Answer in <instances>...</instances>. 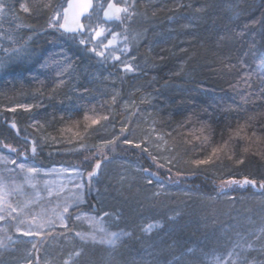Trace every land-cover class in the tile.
<instances>
[{"label": "trees", "instance_id": "trees-1", "mask_svg": "<svg viewBox=\"0 0 264 264\" xmlns=\"http://www.w3.org/2000/svg\"><path fill=\"white\" fill-rule=\"evenodd\" d=\"M61 1L14 0V20L0 24L2 38L6 31L25 43L33 34L28 59L0 72V150L96 172L95 191L71 210L67 228L48 230L35 264H210L238 245L247 262L264 264V188L233 183L264 182V0H140L149 18L144 74L110 63L114 81L87 79L97 55L48 26ZM133 81L141 86L129 97ZM154 136L161 153L147 146ZM99 148L104 160L91 156ZM123 163L137 178L124 173L118 188ZM103 209L130 233L116 248L74 236L76 211ZM155 221L161 226L142 230Z\"/></svg>", "mask_w": 264, "mask_h": 264}, {"label": "rangeland", "instance_id": "rangeland-1", "mask_svg": "<svg viewBox=\"0 0 264 264\" xmlns=\"http://www.w3.org/2000/svg\"><path fill=\"white\" fill-rule=\"evenodd\" d=\"M13 1L14 0H0V8L3 9V11L0 12V24L3 20L2 18H8L9 15H11V19L14 20L11 9L13 8ZM64 1L65 0L61 1L63 2L61 7L58 5L53 11V16L57 11L62 12L63 7H67V1ZM154 1L155 0H149V2ZM108 2L109 0H92V9H90L83 18L81 17V22L85 24L84 31L72 33L77 39H83L85 41L84 44L89 46L90 51H93L98 58V69H92L93 73H91L90 69L88 70L85 68L84 71H86L87 79L94 77L100 81L110 79L114 81L112 79L114 76L111 77V74L107 72L108 70H105L109 68L107 65L110 63H115L123 70L130 66L131 70L134 69L139 72L145 70L146 67V64L140 63L138 59L140 57L139 49L141 47V41L148 29L147 27H149V25L146 26V23L149 22V18L139 9V4L141 3L140 0H113L114 3H117L120 6H128V13L121 14L122 19L120 21L105 19L103 13ZM22 4L26 5L25 2ZM87 16H90L91 19H85ZM89 25H91V27H89ZM55 29L58 30L57 28ZM96 31H102V35L96 37ZM60 32H64L63 29ZM5 33V38H2L0 35V41L2 42L0 44V46H2L0 49V72L3 67L16 62L17 59H28L29 56L27 55H29L30 43L33 38V34H31L30 37H25L24 34L23 39L25 40V43H22L20 42L21 36L16 34V36L13 37L6 31ZM114 33L118 35H116V39L113 43L109 45L108 41L112 39ZM16 50H19V52ZM97 53H102V55H98ZM117 57H119V59H117ZM142 73L144 74L143 71ZM139 86H141V84L139 85L133 81L130 86L131 92L129 97H132V94L138 90L137 88ZM131 107V99H127L124 110L129 113ZM148 136L145 137L148 138ZM146 141L148 144L147 146L154 152L158 153H161V148H163L165 144L161 140V137L158 138L157 136H154L153 139H146ZM5 151L0 150V156L5 157L8 160L14 159L16 164H5L0 162V183L7 185V191L9 193L6 197V202L0 204V209H3L0 210V216L4 217L3 219H0V240H3L6 244V247L0 248V264H35L38 262L39 250L48 230L62 227L60 226L58 217L63 215L65 222L68 225V214L74 207L86 202L87 194L95 191L93 189L97 184L94 181L92 182V177L89 178L88 174L83 173L76 167L39 166L35 162L26 160L23 157L19 158V155L14 154L12 151L7 152L9 150L6 149ZM91 156L104 160L107 157V153L104 151V148H99L95 149ZM167 157L168 156L163 155L164 159H167ZM20 163L39 169V171L35 173L22 171L17 166ZM99 163V160L98 162L96 160V164ZM128 165L129 167H127ZM121 170L122 174L118 178L117 175L114 176L112 180L113 184H116L118 188V184L124 183L122 177L124 173H129L131 171L137 172L138 168L134 165L131 166L130 164L123 163ZM149 173L153 175V177H157V172ZM27 176L33 178V184L35 187L26 182L25 177ZM129 177L131 180L137 178L131 176L130 173ZM77 185H80V187H77ZM222 185L223 187H227V184L225 183ZM75 193L81 195L82 202L78 205L74 204L69 208L67 213H64V204L70 202ZM8 204H11V206L16 208L17 211L12 212L10 208H8ZM105 212L109 213V215L105 216ZM77 215H80L82 219L77 220ZM88 216L96 217L98 220L102 217L104 226L111 232L126 233L124 230L120 228L118 229L116 226L113 227L111 224L114 223L113 220L117 221L119 218L117 212L111 213L105 209L100 213L90 210H79L73 214V219L77 222L76 228L73 232L74 236L82 243H92L91 241L84 242L76 235V232H88L91 230V226L86 219ZM21 221H23V223H21ZM48 221H51L52 223L49 224ZM156 222L158 221L151 223ZM41 224L44 225L43 228L39 227ZM17 228H19L20 231H17ZM29 230L35 231L39 234L23 235V232ZM7 237H11L12 239L9 241ZM55 241L58 243L60 242L59 239H55ZM33 244H35V247H33ZM229 253L232 254L230 257ZM245 253L246 248L244 245H238L231 248L226 253L215 254L211 257L209 256L206 262L210 263L219 257V264H257L255 261L247 262L243 257ZM48 263V261H45L43 264Z\"/></svg>", "mask_w": 264, "mask_h": 264}, {"label": "snow or ice", "instance_id": "snow-or-ice-1", "mask_svg": "<svg viewBox=\"0 0 264 264\" xmlns=\"http://www.w3.org/2000/svg\"><path fill=\"white\" fill-rule=\"evenodd\" d=\"M20 7L22 8V10L24 12H29L30 9L25 5V4H21ZM93 7V3L92 0H68L67 3V7H63L62 12L61 11H57L54 16L51 18L50 22H49V27L50 28H57L59 29H63L64 32L67 33H79L84 31L85 29V24L81 22V17H84L86 13L89 12L90 9H92ZM3 9L0 8V12H2ZM128 13V6L124 5V6H120L117 3H114L113 0H109V2L107 3V7L104 10V17L106 20H116V21H120L122 19V15L121 14H127ZM85 19L90 20L91 17L87 16L85 17ZM89 27H91V25H89ZM102 35V31H96L95 32V36L99 37ZM116 35L118 34H113L112 35V39L108 41V44L111 45L113 43V41L116 39ZM81 44L85 43V41L82 39L80 41ZM94 50V49H93ZM17 52H19V50H16ZM98 55H102V53H97ZM117 59H119V57H117ZM128 70H131V67L128 66ZM10 111H14L15 109H9ZM90 117H88L87 115L85 116V119H89ZM105 119H107V117H104ZM92 123L96 124L99 123L98 119H92ZM12 127H15V124L12 125ZM137 147H139V145H137ZM13 151H15V149H13ZM33 153H35L36 148L35 146L32 148ZM0 162H3L5 164L7 163H12V164H16V161L13 160H8L5 157L0 156ZM207 161H199V163H206ZM22 171L28 172V173H35L38 172L39 169L33 168V167H29L28 165L24 164V163H20L17 165ZM100 165L96 164V169H99ZM96 175L95 170H93L92 172L88 173L89 178L93 177ZM25 180L27 183H29L30 185H32L33 187H35V185L33 184V178L30 176L25 177ZM151 182V181H149ZM233 183H238L236 181H233ZM245 184H252L255 185L256 181L255 180H248L245 179L244 180ZM77 187H80V185H77ZM260 187L264 188V182H261ZM9 195L8 191H7V185L0 183V204L5 203L6 202V197ZM80 202H82L81 200V195L79 193H75L73 194V198L71 199L70 202H66L63 206V212L67 213L69 211V208L72 207L74 204L78 205ZM8 208H10V210L12 212L17 211L16 208L12 207L11 204H8ZM3 210V209H0ZM105 216H108L109 213L105 212L104 213ZM3 216H0V219H3ZM59 219V223L60 226L67 228L68 225L65 222V218L63 215L58 217ZM77 220L82 219V217L80 215L76 216ZM87 221L89 222L90 226H91V230L88 232H76V235L84 242H88L91 241L93 244H106L108 245L110 248H116L118 243L123 239V236L125 235H130V233H119V232H111L109 231L103 224V218H99V220L96 217H91L88 216L86 217ZM170 219H174L172 217H170ZM21 223H23V221H21ZM49 224H51V221H48ZM161 225L159 224V222L156 223H148L146 226L143 227V231H145L146 233L151 232L154 228L160 227ZM40 228H43L44 225L41 224L39 225ZM17 231H20L19 228H17ZM99 233V235H98ZM39 233L29 230V231H25L23 232V235H37ZM7 239L10 241L12 238L11 237H7ZM2 247H6V244L4 243L3 240H0V248ZM33 247H35V244H33ZM76 256L80 255V252H76L75 253ZM232 254L229 253V257ZM65 264H67V262H65ZM210 264H219V257H217L214 261L210 262Z\"/></svg>", "mask_w": 264, "mask_h": 264}, {"label": "water", "instance_id": "water-1", "mask_svg": "<svg viewBox=\"0 0 264 264\" xmlns=\"http://www.w3.org/2000/svg\"><path fill=\"white\" fill-rule=\"evenodd\" d=\"M245 179H248V180H254V179H250V178H248V177H244V178L241 179L240 181H236V180H234V181L238 182V183H237L238 185L243 186V185H245V183H244V180H245ZM255 181H256V180H255ZM260 184H261V183H260ZM260 184H257V181H256V184H255V185H252V184H248V185H250V186L252 187V189L255 190V191H261L263 188L260 187Z\"/></svg>", "mask_w": 264, "mask_h": 264}]
</instances>
